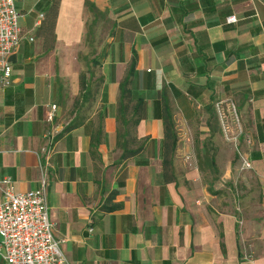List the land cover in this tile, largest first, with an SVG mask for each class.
Masks as SVG:
<instances>
[{
  "label": "crops",
  "instance_id": "obj_1",
  "mask_svg": "<svg viewBox=\"0 0 264 264\" xmlns=\"http://www.w3.org/2000/svg\"><path fill=\"white\" fill-rule=\"evenodd\" d=\"M27 1L18 23L33 40L0 88V179L39 187L41 157L67 264H264V0ZM77 99L88 112L65 130ZM229 100L249 169L219 133L214 103Z\"/></svg>",
  "mask_w": 264,
  "mask_h": 264
},
{
  "label": "built area",
  "instance_id": "obj_2",
  "mask_svg": "<svg viewBox=\"0 0 264 264\" xmlns=\"http://www.w3.org/2000/svg\"><path fill=\"white\" fill-rule=\"evenodd\" d=\"M20 0H0V88L11 82L12 68L9 55L24 39L33 40L18 23L16 3ZM42 14H40V17ZM234 21V17H229ZM39 21L35 22L38 25ZM214 103L219 133L223 140L235 147L240 168H251V162L239 150L242 143H251L238 109L232 101ZM55 106H51L47 119L54 118ZM48 152V149H46ZM41 179L39 187L17 192L10 177L0 179V256L8 264H67L62 250L64 239L54 235L55 223L49 217L47 198V167L39 157Z\"/></svg>",
  "mask_w": 264,
  "mask_h": 264
},
{
  "label": "rangeland",
  "instance_id": "obj_3",
  "mask_svg": "<svg viewBox=\"0 0 264 264\" xmlns=\"http://www.w3.org/2000/svg\"><path fill=\"white\" fill-rule=\"evenodd\" d=\"M26 2H28V1L26 0ZM18 13L23 14V11L20 8V6H18ZM31 16L32 15H27L26 20H30ZM20 21H21V18L19 19V22ZM100 26H101L100 31H97L95 33V35L92 36V39H90V44L87 47V54L84 56L85 59L83 61V65L85 66V68H84L83 72H81V75L83 73H85L86 76H87V73L94 75L98 71L97 64L94 63L92 56L97 49L96 43L100 42V40L103 39L102 36H104V33L106 32L108 25L106 23H102ZM23 41H25V40H23ZM87 100H89V99H87ZM88 102L90 103V101H83V103L81 105H79L77 112L79 113L80 116L87 114L88 109H89V103ZM70 105L69 104L67 106L65 105L61 110V119L63 121H67L69 119L73 120L75 118L74 113H73L75 111H72ZM77 112H76V114H77Z\"/></svg>",
  "mask_w": 264,
  "mask_h": 264
},
{
  "label": "trees",
  "instance_id": "obj_4",
  "mask_svg": "<svg viewBox=\"0 0 264 264\" xmlns=\"http://www.w3.org/2000/svg\"><path fill=\"white\" fill-rule=\"evenodd\" d=\"M88 7L89 9H91V11H96V8L93 4H88ZM98 13H101V12H98ZM94 63L98 64L97 61L94 59ZM80 87H81V93L79 95V98L81 97L83 100H87L89 97H90V85L89 83L87 82L86 78L84 75H81V78H80ZM120 89H121V97H125V98H129V93H128V90L126 89V81L120 86ZM141 103L142 101H137L136 102V106H135V111H138V107L141 106ZM73 108L72 111H75V113L77 112L78 108H79V105H78V99L74 101L73 103ZM137 107V108H136ZM124 108L126 109V106L124 105ZM123 111V106L121 105V108H120V111L119 112H122ZM79 113L77 112V114L75 115V118L73 120H71L66 126H65V130L67 129H70L72 128L73 126H76L77 124H79L81 121L84 120L85 116H78ZM139 121V117L132 120L131 124L132 126L134 127ZM126 134H130V130H129V127L126 129ZM120 136V134H119ZM141 147H138L137 149L135 150H132V151H127L125 155H123L121 157V159L118 161V163H121L124 159H127L128 156L133 155L135 154L138 150H140Z\"/></svg>",
  "mask_w": 264,
  "mask_h": 264
}]
</instances>
